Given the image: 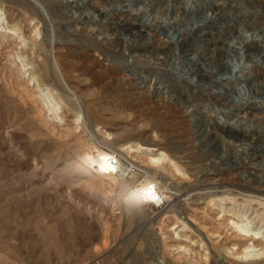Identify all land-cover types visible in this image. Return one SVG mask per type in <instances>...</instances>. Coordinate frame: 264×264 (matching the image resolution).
I'll return each mask as SVG.
<instances>
[{"label": "rangeland", "instance_id": "374dc122", "mask_svg": "<svg viewBox=\"0 0 264 264\" xmlns=\"http://www.w3.org/2000/svg\"><path fill=\"white\" fill-rule=\"evenodd\" d=\"M0 18L17 30L13 43L0 38V264H264L241 258L225 229L227 211L242 212L264 241V193L216 185L227 174L264 192V0H0ZM17 53L95 121L83 107L71 132L77 114L61 99L64 121L44 129L27 93L36 82L8 61ZM56 59L71 92L56 82ZM237 95L256 106L240 111ZM90 138L135 174L157 176L170 204L129 210L132 174L116 172L123 189L73 171ZM160 154L154 171L147 160Z\"/></svg>", "mask_w": 264, "mask_h": 264}, {"label": "bare ground", "instance_id": "6f19581e", "mask_svg": "<svg viewBox=\"0 0 264 264\" xmlns=\"http://www.w3.org/2000/svg\"><path fill=\"white\" fill-rule=\"evenodd\" d=\"M16 31L17 30H12L10 27H8V25L5 23V19L0 18V38H3L2 35L4 33H6V32L12 33L11 36L5 35L4 37L6 39H9L10 43H13V40L17 39V38L14 37V35H17ZM30 34H33L35 37H39L38 30L31 31ZM20 38L22 40H24L22 38V36ZM30 39L33 42L36 40L32 36H30ZM16 43H17V41H16ZM53 57L54 56L52 55V59H53ZM8 61L11 64V66L14 67L13 70H15V72H17L18 76L23 77L25 80H27V82H34V83L36 82V88H35L36 90H33L34 88L32 90L30 88L29 89L27 88L28 89L27 93L34 99V102L37 104V108L40 109V110L42 109L45 112V117H44L45 120L49 121L51 123L49 125L47 123L44 124V122H40L42 125L44 124V126H43L44 129H49V131H53L54 128H55L54 125H56V122L64 121L63 120L64 116L61 113L62 107H63L62 104H61V101H60L61 99L65 100V102L69 106V107H67L68 108L67 112H76V114H77L75 120H73V122L71 124V127H72V131L71 132H74L75 130L79 129L80 122H81V120L83 121V119L85 117L84 116V111L87 114L86 116H87V119H88L89 122L90 121H95L94 120V116L92 115L93 112H91L88 109V107H84V105L83 106L81 105L82 108L84 107V108H86V110H84V111L80 110L82 108L80 107V109H79L77 107V104H79V103L76 102L78 99L76 100L75 96H74V98H73V96H71L72 99L68 98L67 95H70L72 92L69 90V86L66 83V81H67L66 78L61 74V66L58 63L59 61H57V59H56V62L55 61L52 62L56 66L55 67L56 68V72H55V76L54 77H55L56 82H57L58 85L62 86L64 88V90H66V88H67L69 90L68 92H71L69 94H67L68 92L66 93L67 94L66 95L67 98H66V96L62 95L61 99H58L56 97L55 90L44 88L45 86L43 87L41 85V83L38 82V77L34 74V72H30L27 69V67H28L27 62H25L23 57H20V55L18 53L14 54L13 58L11 60H8ZM131 68L135 71V70H137L136 68H138V67H134L133 66ZM53 69H54V67H53ZM29 73H31V74L29 75ZM136 75H139V74L137 73ZM145 77L146 76L140 74V80L144 81ZM18 79H19V77H18ZM171 80H172V78H171ZM134 81L136 82V80H134ZM173 81H174V79H173ZM128 83L130 84V86L135 87V84L132 81H130ZM141 85H143V84H138L139 88H141ZM29 86H31V83H30ZM131 90L133 91V88ZM153 90L155 91L154 93H156V94L161 93L163 91L162 84L159 83V82H156L154 84V89ZM239 94H240V92H239ZM71 95H73V94H71ZM243 96H244V94H243ZM242 97H241V95H237L236 96L237 99L239 98V99H241L244 102L243 106H241V108H240V111H243V112L251 111L252 108L255 107L256 105L254 103L250 102L249 99H243ZM200 101H202L201 98H200ZM170 108H175V107L172 106ZM186 115H187V112H186ZM54 120H56V122H53ZM215 120H216V118H215ZM252 122L255 123V121H252ZM200 125L201 124H199V122L194 123V124L192 123L191 127L194 130V132H195V133H193V137H195L196 135L199 136V131H201V130H199L198 128L200 127ZM86 127H87V125H86ZM83 128H84V125L82 127V130H83ZM70 129L71 128H69V130ZM197 130H199V131H197ZM90 131H92V130H90ZM87 133L89 134V130H88ZM87 133L85 132L84 134L87 135ZM58 135H59V139L63 140L68 135V130H65V131L60 130V132H58ZM197 136L195 137L196 139L198 138ZM242 136H243V134H242ZM204 138H206V135H205ZM204 138H202V137L198 138V140H196V142H198V144H200V142H202L204 140ZM194 140L195 139H193V141ZM90 141H92L91 138H90V140L87 139V141H86L87 143H85L84 154L83 153L82 154L81 153L78 154V156L80 158V159L78 158L80 160V163H77L76 164V170L75 169L73 170V171H78L80 173L82 172L86 176V178L88 179V183L89 184L90 183L93 184L94 183L93 181H94L95 178L96 179L98 178L100 180L102 178H105L108 181L107 185L110 186L111 188L119 185L120 188L124 189L125 186H126V180L124 178H119V177L116 176V172L120 171V173L122 174L121 176H126L128 174H132L133 175V179H134L135 191L134 192L131 191L130 193H128L127 197H128L129 200H126L129 210H132L133 208L137 209V207L135 205L136 204L138 205V204L144 203V202H148L149 205H152V206L153 205H159V204H161V205L170 204L169 198H171V197L169 195H167V194H164L165 192L161 191V187H160L161 184L157 181V178H156L157 176L154 177V176L149 175V174H145L144 176H139L138 174H135V172H132L133 167L131 165H128V166L125 165L124 166L123 163H121V161L119 159H117V158L115 159V157H117L115 152L107 151V150L103 149L102 147H100L99 145L97 146V145H94L93 143H90ZM215 144H217V143H215ZM112 145H114V144H112ZM227 145H228V147H235L234 143L230 142V140H228ZM218 147H220V146L217 145V148ZM132 148L133 147H129L128 150L131 151ZM161 153H165V152H161ZM225 156H227V155H225ZM209 157H212V156H209ZM218 157H219V155H218ZM223 157H224V153L222 155H220V158L224 159L225 157L224 158ZM222 159H221V161H223ZM165 161H166L165 156L160 154L159 158H157V159H149V160H147V165L150 168L155 169L154 171H156L157 169L161 168V167H159L160 164H162ZM216 164L219 165V161ZM164 167L168 169L166 171L170 174V176H173L172 172L169 170L171 168L169 166H164ZM95 168H97L96 171L100 174L99 177L95 176L91 172V170L95 169ZM78 172H76V173H78ZM80 173H78V174H80ZM220 174H224V171H222V173L220 172ZM226 175H219L221 177V179L220 180L218 179L219 182H218V184H216V185H218V188L219 187H221V188H226L227 187L228 188L227 190L230 191L232 188H236L237 189L239 187L241 190H249L251 192L253 191L254 193H258V194L264 193L263 190L262 191H258V190H254V189L252 190L251 188L254 187V186L251 187L252 185H254L253 183H248L246 180L229 179V178L226 177ZM85 176H84V178H85ZM178 180H180V181L182 180L183 181V178L182 179L178 178ZM254 180H256V179H254ZM136 183H137V185H136ZM245 184H248V185H245ZM248 186L251 187L250 188L251 190L249 189ZM263 189H264V184H263ZM226 191H225V193H227ZM149 193H151V195H149ZM228 194H226V195H228ZM203 196H205V195H203ZM226 200L233 202V200H231L229 198L226 199ZM224 201H225L224 199L220 200V202H221V204H220L221 210L223 209L222 207L224 205ZM227 212H228V214L232 213V215H234V217H235V220L232 221L231 223L230 222L227 223L225 225V229L230 231V233H231L230 237L233 239V241H236L240 245V247H241V249L239 248L240 249V251H239L240 257L246 260V259H249V258H251L253 256L254 257L264 256V241H262L260 239L261 236H262V233H263L262 227L254 226V224L252 223V220H250L249 217L246 216L245 213H242V212H231V210H228ZM263 238H264V236H263ZM233 250H235V249H233ZM235 252H233V254H235ZM237 257H238V253H237Z\"/></svg>", "mask_w": 264, "mask_h": 264}, {"label": "clouds", "instance_id": "9594fccd", "mask_svg": "<svg viewBox=\"0 0 264 264\" xmlns=\"http://www.w3.org/2000/svg\"><path fill=\"white\" fill-rule=\"evenodd\" d=\"M149 195H151V193H149Z\"/></svg>", "mask_w": 264, "mask_h": 264}, {"label": "water", "instance_id": "95a60500", "mask_svg": "<svg viewBox=\"0 0 264 264\" xmlns=\"http://www.w3.org/2000/svg\"><path fill=\"white\" fill-rule=\"evenodd\" d=\"M194 19V18H193Z\"/></svg>", "mask_w": 264, "mask_h": 264}]
</instances>
